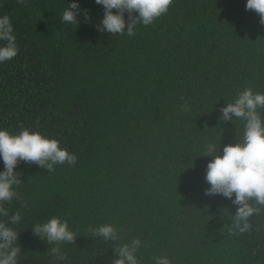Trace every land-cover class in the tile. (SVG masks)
<instances>
[{
	"label": "trees",
	"instance_id": "1",
	"mask_svg": "<svg viewBox=\"0 0 264 264\" xmlns=\"http://www.w3.org/2000/svg\"><path fill=\"white\" fill-rule=\"evenodd\" d=\"M73 2L78 22H62ZM246 3L172 0L128 36L127 11L125 33L100 30L105 10L96 0H0L18 48L0 62V130L39 131L77 157L51 172L16 165L22 182L17 197L0 202L8 211L0 222L19 233L17 264H112L114 249L134 239L137 264L164 256L170 264H264V206L252 202L260 211L239 233L235 194H205L214 159L203 155L207 145L223 155L245 130L243 119L222 120L221 108L247 88L264 94V24ZM257 112L264 120V108ZM53 216L77 235L59 244L64 260L33 234ZM105 224L117 240L90 231Z\"/></svg>",
	"mask_w": 264,
	"mask_h": 264
},
{
	"label": "clouds",
	"instance_id": "2",
	"mask_svg": "<svg viewBox=\"0 0 264 264\" xmlns=\"http://www.w3.org/2000/svg\"><path fill=\"white\" fill-rule=\"evenodd\" d=\"M23 4L24 0H18ZM97 4L104 6L105 15L100 23V30L112 35L125 33V11L129 14V23L126 34L134 35L137 23L147 26L156 18L166 13L172 0H96ZM113 9L117 12L113 13ZM247 10H254L260 16L264 24V0H247ZM79 5L73 2L63 12L62 22L75 24L78 22ZM138 12V16L132 13ZM0 41L6 42L0 46V62L11 60L17 55L18 48L13 34V26L7 15L0 17ZM264 108V94L253 93L251 88L242 91L233 103H227L221 108V119L232 120L233 117L243 119L244 135L242 141L236 144L226 145L223 155L217 154V145L209 143L204 156H212L207 165L206 180L210 187L206 189V195L222 194L226 198H232L233 203L239 205L232 227L239 233L251 229L249 218L260 209L253 206H264V120L257 112V108ZM0 156L4 161L5 169L0 172V202H11L17 193L14 185H19L20 173L14 169L19 161L36 163L45 167L49 172L53 171V165L59 163L75 164L77 157L66 148L60 147V142L55 138H48L39 131H30L24 128L18 134H11L8 130H0ZM0 214L7 217L8 211L0 204ZM11 223L16 224L21 220V214L16 212L11 216ZM33 229L34 235H39L47 240L50 245V254L58 260L66 259L61 252V242L73 243L76 234L69 230L68 221H61L53 216L44 224H37ZM95 235L102 236L105 240H117L118 233L111 224L101 225L90 229ZM19 233L13 228L0 222V264H17V257L21 252L16 243ZM141 246L139 239H134L130 244L116 247L115 253L119 258L112 264H137L136 251ZM156 264H170L167 256L156 257Z\"/></svg>",
	"mask_w": 264,
	"mask_h": 264
}]
</instances>
